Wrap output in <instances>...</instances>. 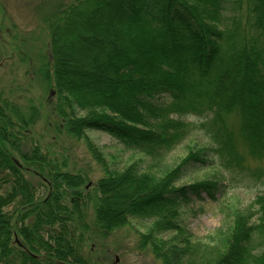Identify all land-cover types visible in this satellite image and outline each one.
<instances>
[{"label":"trees","instance_id":"16d2710c","mask_svg":"<svg viewBox=\"0 0 264 264\" xmlns=\"http://www.w3.org/2000/svg\"><path fill=\"white\" fill-rule=\"evenodd\" d=\"M46 23L49 52L38 55L36 72L55 100L43 102L52 122L40 132L84 136L105 173L92 185L66 169L33 137L41 106L0 92V264H94L83 250L90 234L129 217L153 219L143 243L176 232L178 241L154 243L164 264H264V192L234 210L218 231L222 247L207 259L197 256L181 210L225 185L177 182L189 166L214 160L259 174L242 162L244 153L264 157V0H74ZM230 112L241 119L240 137L227 124ZM184 114L203 118L214 143L189 149L160 176L138 161L110 170L85 135L104 131L159 163L190 135Z\"/></svg>","mask_w":264,"mask_h":264},{"label":"rangeland","instance_id":"374dc122","mask_svg":"<svg viewBox=\"0 0 264 264\" xmlns=\"http://www.w3.org/2000/svg\"><path fill=\"white\" fill-rule=\"evenodd\" d=\"M72 1L74 0H0V92L20 103L24 99L33 98L42 108L41 116L36 119L33 127V132H37L33 137L39 136L41 145H51L60 160L66 162V169L85 174L87 183L93 185L105 170L102 162L88 150L85 137L53 134L50 128L45 135L40 132L45 121L52 122L51 117H47L46 111L49 108L45 104L43 110V102L52 103L55 94L49 100L46 99L49 89L45 91L36 72L37 57L39 54L48 55L49 52L47 18H50L57 6ZM71 52L66 54L71 56ZM235 114L228 113L226 120L235 135L240 137L241 119ZM181 118L192 125V131L159 163H154L140 151L126 149L104 131L87 129L85 135L96 145L110 170L121 171L138 161L142 170L160 176L175 166L189 149L214 143L206 137L200 126L203 118L192 114H184ZM243 148L244 145L240 143L239 149L243 151ZM242 163L254 171L258 169L259 174H252L248 169L225 168L219 160H214L213 164L203 167L189 166L188 171L177 181L190 183L207 177L218 179L225 185L223 190L219 188L215 192V198L203 194L201 199L192 200L181 210L182 223L192 245L199 249V257L214 258L218 248L222 247L218 231L227 230L234 210H245L258 193L264 192V157L256 158L244 153ZM34 179L38 183L35 177ZM88 212L91 219L92 204L88 207ZM152 226L151 218L129 217L125 224L104 235L90 234V240H86L83 250L94 264H164L153 251L154 243L167 240L176 242L178 237L175 231H170L155 235L153 241L143 243L141 233L149 232ZM168 253L170 255V251Z\"/></svg>","mask_w":264,"mask_h":264}]
</instances>
